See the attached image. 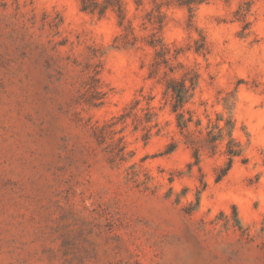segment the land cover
Wrapping results in <instances>:
<instances>
[{
  "label": "rangeland",
  "instance_id": "rangeland-1",
  "mask_svg": "<svg viewBox=\"0 0 264 264\" xmlns=\"http://www.w3.org/2000/svg\"><path fill=\"white\" fill-rule=\"evenodd\" d=\"M0 264H264V0H0Z\"/></svg>",
  "mask_w": 264,
  "mask_h": 264
},
{
  "label": "trees",
  "instance_id": "trees-1",
  "mask_svg": "<svg viewBox=\"0 0 264 264\" xmlns=\"http://www.w3.org/2000/svg\"><path fill=\"white\" fill-rule=\"evenodd\" d=\"M196 88V82L190 80V85L187 84V80L183 79L180 81L171 79L167 81L166 84V94L170 93L172 97V112L176 115L178 126L181 130H185L189 127V124L192 122L191 118H186V113L184 111V107L191 101L193 97L194 90ZM231 125V123H230ZM232 130L231 127L229 131L230 143L233 144L234 140L232 138ZM223 140V137L220 136L218 138H212V142ZM229 155L233 158L240 154V152H228ZM232 160L230 159V166L224 172V175L229 171L231 168Z\"/></svg>",
  "mask_w": 264,
  "mask_h": 264
}]
</instances>
